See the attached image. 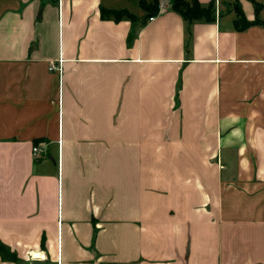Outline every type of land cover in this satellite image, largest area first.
<instances>
[{"label": "crops", "instance_id": "crops-1", "mask_svg": "<svg viewBox=\"0 0 264 264\" xmlns=\"http://www.w3.org/2000/svg\"><path fill=\"white\" fill-rule=\"evenodd\" d=\"M164 1L0 0V264H264V28Z\"/></svg>", "mask_w": 264, "mask_h": 264}, {"label": "trees", "instance_id": "trees-1", "mask_svg": "<svg viewBox=\"0 0 264 264\" xmlns=\"http://www.w3.org/2000/svg\"><path fill=\"white\" fill-rule=\"evenodd\" d=\"M150 4H142L140 6L146 13V17H152L157 14L159 0H150ZM172 10L179 14L185 21L191 23L193 21L203 20L205 22H213L215 17L214 4L210 3L206 7H202L197 0H171ZM254 6L255 18L249 22L244 17L242 11L237 4L233 9L236 14V21L234 22V29L240 31L251 26H262L264 28V20L259 18V13L263 9V4L258 0H249ZM107 15L114 16L115 19L127 18L132 19L131 15L125 10L119 11H105ZM0 257L4 261H15L16 257L12 255L9 250L0 243Z\"/></svg>", "mask_w": 264, "mask_h": 264}, {"label": "rangeland", "instance_id": "rangeland-1", "mask_svg": "<svg viewBox=\"0 0 264 264\" xmlns=\"http://www.w3.org/2000/svg\"><path fill=\"white\" fill-rule=\"evenodd\" d=\"M114 2L116 3L117 6H127L129 7V9L135 10V8L137 7L138 9L142 8L140 6H142V4H150V0H114ZM226 4V10H228V8L230 7L231 9H233L234 5L237 4L235 0H231L230 3H225ZM238 7V4H237Z\"/></svg>", "mask_w": 264, "mask_h": 264}, {"label": "built area", "instance_id": "built-area-1", "mask_svg": "<svg viewBox=\"0 0 264 264\" xmlns=\"http://www.w3.org/2000/svg\"><path fill=\"white\" fill-rule=\"evenodd\" d=\"M218 0H215V2H217ZM165 6V1L164 0H159V3H158V11H157V14L158 12L162 11L163 8ZM149 22L150 21H153L154 20V16L150 17L149 19ZM61 64H62V61H58L57 64H53L50 66V70H58L60 72L61 70ZM58 144L60 145L61 144V140L58 141ZM40 150L36 147H33L32 148V156L35 158L38 154H39Z\"/></svg>", "mask_w": 264, "mask_h": 264}, {"label": "bare ground", "instance_id": "bare-ground-1", "mask_svg": "<svg viewBox=\"0 0 264 264\" xmlns=\"http://www.w3.org/2000/svg\"><path fill=\"white\" fill-rule=\"evenodd\" d=\"M41 255H42V254H41ZM41 255H40L39 253H32V254H31V257L34 258V259H40V258L43 257V256L41 257Z\"/></svg>", "mask_w": 264, "mask_h": 264}]
</instances>
